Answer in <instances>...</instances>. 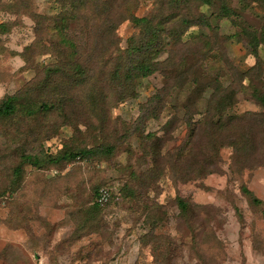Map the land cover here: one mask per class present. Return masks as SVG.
<instances>
[{"label":"rangeland","instance_id":"rangeland-1","mask_svg":"<svg viewBox=\"0 0 264 264\" xmlns=\"http://www.w3.org/2000/svg\"><path fill=\"white\" fill-rule=\"evenodd\" d=\"M169 15H191L177 39ZM154 28L155 72L117 101L120 55ZM10 97L0 264H264V0H0Z\"/></svg>","mask_w":264,"mask_h":264},{"label":"trees","instance_id":"trees-1","mask_svg":"<svg viewBox=\"0 0 264 264\" xmlns=\"http://www.w3.org/2000/svg\"><path fill=\"white\" fill-rule=\"evenodd\" d=\"M203 3H209V0H201ZM175 5H177L178 3L176 1ZM167 6H170V3L167 4ZM186 16V18L183 19H177L176 21L173 20L172 15L167 16L165 19V21L167 20L168 22H166L167 24H169V27L172 29V34L176 37L183 34L188 27L190 26L189 20L190 17ZM146 18H141L138 19L139 21H143L145 22ZM160 20V19H159ZM162 20V19H161ZM157 21V20H155ZM158 23V22H157ZM182 26V27H181ZM180 27V28H179ZM179 28V29H178ZM180 31V32H179ZM145 34H150V37L148 38H142L138 43H140V45L138 47H135L136 44H138L137 42L132 41L130 42V45L127 47V49H125L122 52V55H120L121 60H122V73L121 75L115 80V87H114V96L116 98L117 101H123L125 99H132L136 97V89L138 87V82L140 79H143L149 75H151L152 73L155 72V70L153 71V63H151L150 61L153 60V52L156 51L155 49H157L162 43H163V38H162V29L161 30H156V28L152 29L151 31L146 30L144 31ZM178 35V36H177ZM186 59H183L184 64L188 65L186 62ZM123 71H125V74L123 73ZM164 69L161 70V73H164ZM189 91H190V87H189ZM118 98H117V97ZM221 100V99H219ZM14 101H16L14 98H8L7 100H5L3 103L0 104V117H5L8 118L10 116H12V114L14 113V111L16 110V106ZM116 101V103H117ZM164 101V97L160 96L158 93H155L152 97H149L146 104L149 103L148 108H151L152 106L155 105V102H163ZM36 106H38L36 103H34ZM264 104V101H263ZM226 105H222V104H217L215 106V109H217L219 113H221L222 111H224ZM39 107V106H38ZM43 109H48V106L45 104H41L40 106ZM212 125H215V123H212ZM252 135L251 137V141L253 143H257V138H256V133H250ZM193 137V136H190ZM221 139V137H220ZM262 139H264V134ZM261 139V140H262ZM232 142V141H231ZM231 142H228V145L231 144ZM215 142H206L204 145L202 144H197V142H193L191 147L189 149H187L186 153H189L188 155H191L192 159H195V153L196 154H200V155H205L208 152H213L211 147L214 146ZM225 144H223L224 146ZM204 146V147H202ZM31 155H22L21 158L22 159H26L29 160L31 159ZM73 157V155H72ZM17 171H19V169H17ZM101 189H99L98 191H96L95 195L96 198L98 197L99 191ZM116 195V194H115ZM119 195V194H118ZM114 198V196L112 194H110V200L105 203L104 205H99L95 202L96 207H103L105 205H107L112 199Z\"/></svg>","mask_w":264,"mask_h":264},{"label":"built area","instance_id":"built-area-1","mask_svg":"<svg viewBox=\"0 0 264 264\" xmlns=\"http://www.w3.org/2000/svg\"><path fill=\"white\" fill-rule=\"evenodd\" d=\"M110 200V193L105 189L99 191L98 197L96 198V203L99 205H104Z\"/></svg>","mask_w":264,"mask_h":264}]
</instances>
